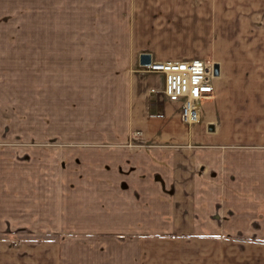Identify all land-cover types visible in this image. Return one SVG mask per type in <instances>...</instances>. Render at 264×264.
Here are the masks:
<instances>
[{
	"label": "crops",
	"instance_id": "0c3cea01",
	"mask_svg": "<svg viewBox=\"0 0 264 264\" xmlns=\"http://www.w3.org/2000/svg\"><path fill=\"white\" fill-rule=\"evenodd\" d=\"M210 1L85 0L116 3L122 37L22 41L29 61L72 72L35 87L21 113L2 107L0 264H264V39L209 62L200 48L224 15ZM89 9L71 11L75 30L101 11ZM141 53L214 65L197 122L150 91L164 77L140 69ZM79 64L89 78L99 65L100 85L78 89ZM24 234L38 241L6 240Z\"/></svg>",
	"mask_w": 264,
	"mask_h": 264
},
{
	"label": "rangeland",
	"instance_id": "374dc122",
	"mask_svg": "<svg viewBox=\"0 0 264 264\" xmlns=\"http://www.w3.org/2000/svg\"><path fill=\"white\" fill-rule=\"evenodd\" d=\"M75 1L76 4L73 6L72 0H0V44H9V46H0V114L3 117L7 115L6 110L2 108L3 106L15 107L16 114L21 113L24 99L32 96L35 87H38L39 84L43 88L46 85L56 87L60 85L61 74H64L65 77L66 74L70 75L72 72L71 64H59L56 69L55 64L49 62L29 61V55L22 45L24 39L71 37L72 35L84 38L122 37L121 32L117 30L118 24L121 23L118 19V7H114L118 1L110 8H107L106 4L103 7L97 5V3L88 6L85 3L82 4L85 0ZM94 1L102 2L104 0H92V2ZM214 1H210L213 10ZM216 1L218 3L222 1L219 10L224 15L212 14V28L214 30L215 26V30L210 35L208 34L210 40H208L207 47L200 49L203 52L202 56L209 59V62L214 64L218 62L224 68L230 63L228 53L231 52H225L227 51L226 45L229 46V49L237 50L236 55L243 58L245 54H251L250 50L255 49V47H250L246 43L247 40L264 39V0ZM88 7L90 12L101 11L97 13L98 15H95L94 12V21H92V15L89 18L84 17V19L80 15L78 22L74 17L76 25H79V29L75 30L74 25L71 23V11L78 9L80 14L81 12L87 13ZM106 9H109L110 14H106ZM217 42L222 46H215ZM219 51H222V57L217 53ZM82 65L79 64L78 79L76 75L73 78V81L77 79L79 83L78 89L86 86L87 80H90L94 87L95 82L100 85L101 79L98 78L100 76L98 75L99 65L95 64L94 75H90L92 78L86 75V67ZM74 70L76 69H73V72ZM254 83L258 87L264 86L263 81L259 83L254 81ZM6 97H8V104L5 103ZM14 116L17 118V115ZM9 118H11V114H9ZM3 128L4 126L1 125L0 130H3ZM3 139L5 140L6 137L0 138V141ZM7 144L3 141L0 142L1 147H5ZM6 240L8 243L11 242L15 248H19L23 242L38 241V236L24 234L20 239Z\"/></svg>",
	"mask_w": 264,
	"mask_h": 264
},
{
	"label": "built area",
	"instance_id": "2783aa9c",
	"mask_svg": "<svg viewBox=\"0 0 264 264\" xmlns=\"http://www.w3.org/2000/svg\"><path fill=\"white\" fill-rule=\"evenodd\" d=\"M140 69L162 74L164 77L161 90L150 88L159 93L161 98L181 102L180 122L185 125L199 119L200 103L213 92V65L202 58L194 57L182 60H151L140 65ZM138 133V132H136Z\"/></svg>",
	"mask_w": 264,
	"mask_h": 264
},
{
	"label": "water",
	"instance_id": "95a60500",
	"mask_svg": "<svg viewBox=\"0 0 264 264\" xmlns=\"http://www.w3.org/2000/svg\"><path fill=\"white\" fill-rule=\"evenodd\" d=\"M151 61V56L148 53H141L139 54V64L140 65H146L149 64ZM215 71H216V66H215Z\"/></svg>",
	"mask_w": 264,
	"mask_h": 264
}]
</instances>
